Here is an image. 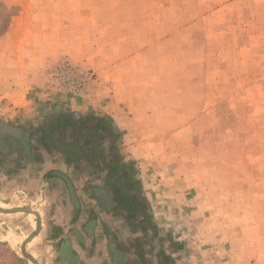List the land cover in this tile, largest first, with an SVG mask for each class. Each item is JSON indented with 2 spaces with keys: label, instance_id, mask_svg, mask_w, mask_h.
I'll return each mask as SVG.
<instances>
[{
  "label": "rangeland",
  "instance_id": "obj_1",
  "mask_svg": "<svg viewBox=\"0 0 264 264\" xmlns=\"http://www.w3.org/2000/svg\"><path fill=\"white\" fill-rule=\"evenodd\" d=\"M0 98L57 139L52 117L105 119L157 218L185 219L187 264H264V0H0ZM1 236L0 264H32Z\"/></svg>",
  "mask_w": 264,
  "mask_h": 264
},
{
  "label": "crops",
  "instance_id": "obj_2",
  "mask_svg": "<svg viewBox=\"0 0 264 264\" xmlns=\"http://www.w3.org/2000/svg\"><path fill=\"white\" fill-rule=\"evenodd\" d=\"M22 95L26 97L24 93L16 96L22 99ZM77 100L68 96L67 104L61 103L56 113L78 115L85 104ZM30 102L22 99L15 105L28 113ZM89 110H93L91 106ZM111 111L114 127L119 128L120 110L114 107ZM1 121L10 123L4 118ZM36 149L40 150L39 146ZM37 153L31 152V158L25 160L16 143L9 156L0 153V209L25 208L39 216L0 213V236L7 235L2 240L14 235L21 245L39 227L25 248L40 264H187L182 236L185 219L157 218L137 167L124 154L117 162L114 155L104 153L98 162L90 154L88 159L84 155L73 160L54 150ZM17 219L34 222L17 231L13 222ZM196 259L189 262L199 264Z\"/></svg>",
  "mask_w": 264,
  "mask_h": 264
},
{
  "label": "trees",
  "instance_id": "obj_3",
  "mask_svg": "<svg viewBox=\"0 0 264 264\" xmlns=\"http://www.w3.org/2000/svg\"><path fill=\"white\" fill-rule=\"evenodd\" d=\"M51 134L61 135L59 139L53 138L50 146L54 151L68 155L75 160L77 152L86 155L87 159L91 151L100 150L103 141L108 143L109 153L119 161L117 152L118 135L114 133L108 122L94 115H84L77 118L68 113L61 118H50ZM68 137L69 139H66ZM67 140V141H66ZM102 155V154H101ZM80 155L81 158L83 157ZM82 161V159H80ZM100 161V159H98Z\"/></svg>",
  "mask_w": 264,
  "mask_h": 264
},
{
  "label": "water",
  "instance_id": "obj_4",
  "mask_svg": "<svg viewBox=\"0 0 264 264\" xmlns=\"http://www.w3.org/2000/svg\"><path fill=\"white\" fill-rule=\"evenodd\" d=\"M33 133L37 134L38 137H40V139L44 143H46L49 147L52 146L51 141H53V138L50 135H46L45 133L39 134V132H35L32 130L26 131L23 128L17 127L13 124L0 121V153L3 156H9L13 143H16L19 146V152L21 158L25 160H29L31 158L30 137L31 134ZM69 187L72 191L73 188L71 186ZM18 212L30 213L35 215L37 218L39 217L38 213L30 209H25V208H18L11 210L0 209L1 214H13ZM38 229L39 227L35 232L28 235L20 246V250L22 254L32 264H40V263L26 251L25 245L38 233ZM66 242L68 241L66 240Z\"/></svg>",
  "mask_w": 264,
  "mask_h": 264
},
{
  "label": "bare ground",
  "instance_id": "obj_5",
  "mask_svg": "<svg viewBox=\"0 0 264 264\" xmlns=\"http://www.w3.org/2000/svg\"><path fill=\"white\" fill-rule=\"evenodd\" d=\"M30 241H28L26 244H28Z\"/></svg>",
  "mask_w": 264,
  "mask_h": 264
}]
</instances>
